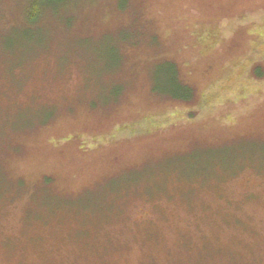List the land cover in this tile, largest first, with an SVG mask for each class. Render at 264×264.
<instances>
[{
    "label": "rangeland",
    "instance_id": "374dc122",
    "mask_svg": "<svg viewBox=\"0 0 264 264\" xmlns=\"http://www.w3.org/2000/svg\"><path fill=\"white\" fill-rule=\"evenodd\" d=\"M0 190V264H264V0H0Z\"/></svg>",
    "mask_w": 264,
    "mask_h": 264
},
{
    "label": "trees",
    "instance_id": "16d2710c",
    "mask_svg": "<svg viewBox=\"0 0 264 264\" xmlns=\"http://www.w3.org/2000/svg\"><path fill=\"white\" fill-rule=\"evenodd\" d=\"M173 75H174V73H173ZM176 86H177V84H176ZM177 87H178L177 90L181 89V90L185 91V94H183V95L182 94H178L176 89H173L172 91H168L169 92L168 94L170 96H172L173 98H184V99H186V98L190 97L192 90L187 85H182V83L180 84L179 81H178V86ZM244 161L245 160H240L239 163L240 162H244ZM0 194H1V190H0Z\"/></svg>",
    "mask_w": 264,
    "mask_h": 264
}]
</instances>
